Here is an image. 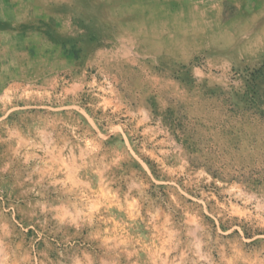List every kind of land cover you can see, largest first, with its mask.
<instances>
[{"label":"rangeland","instance_id":"374dc122","mask_svg":"<svg viewBox=\"0 0 264 264\" xmlns=\"http://www.w3.org/2000/svg\"><path fill=\"white\" fill-rule=\"evenodd\" d=\"M0 264H264V0H0Z\"/></svg>","mask_w":264,"mask_h":264}]
</instances>
